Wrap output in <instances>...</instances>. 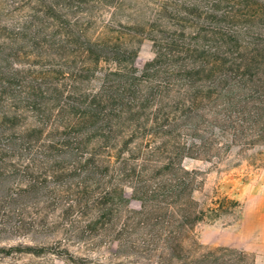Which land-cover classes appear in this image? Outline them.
I'll return each instance as SVG.
<instances>
[{
	"label": "trees",
	"instance_id": "trees-1",
	"mask_svg": "<svg viewBox=\"0 0 264 264\" xmlns=\"http://www.w3.org/2000/svg\"><path fill=\"white\" fill-rule=\"evenodd\" d=\"M154 4L146 27L118 22L121 30L114 29L113 21L95 35L90 30L101 14L111 8L116 15L123 0H15L28 10L15 20V57H50L56 50L73 57L60 59L58 67L35 63L27 69L0 60V74L7 73L0 77L6 107L0 121L1 198L15 201L16 232L41 228L39 203L64 205L69 199L67 215L91 200L104 218L121 201L134 200L138 217H129L124 228L143 237L123 245L151 252L161 243L175 254L181 244L171 233L206 215L196 209L195 171L183 160L217 154L215 137H226V122H232L229 140L248 128L264 137V0ZM139 35L154 49L140 66L132 45ZM7 50L13 48L0 43V56H9ZM100 61L113 67L99 68ZM145 135L161 136V144H136ZM9 157L15 163L5 165ZM215 204L207 209L213 219L230 214L235 202ZM166 228L172 232L164 234Z\"/></svg>",
	"mask_w": 264,
	"mask_h": 264
},
{
	"label": "rangeland",
	"instance_id": "rangeland-1",
	"mask_svg": "<svg viewBox=\"0 0 264 264\" xmlns=\"http://www.w3.org/2000/svg\"><path fill=\"white\" fill-rule=\"evenodd\" d=\"M123 1L125 7L117 11L116 15L111 8L101 14L90 33L101 34L107 24L113 21L114 29H120L118 22L126 26L137 21L146 27L157 0ZM27 12L26 8L15 6V0H0V43L13 48L6 51L9 56L3 54L0 60H8L14 67L27 69L30 68L29 64L35 63H49L52 67H58L60 59L73 58L68 56L69 52L64 54L62 50H52L57 54L50 57H39L35 53L29 57H15V44L10 43L12 35H15V20ZM123 32H127V29ZM143 37L136 36L132 44L137 52L135 64L139 66L154 57L152 43ZM75 59L81 61L79 57ZM197 59L200 57H189V61ZM107 66L113 67V64L99 62V68ZM6 76L7 73L0 74L4 79ZM173 89L180 90L179 87ZM5 91L9 94L8 90ZM2 100L0 121L2 112L6 111V107L1 106L5 101L4 96ZM231 125L232 122L225 124L226 129H229L226 137H215L217 154L212 152L183 160L186 169L195 171L192 197L197 203L196 209L206 215L182 231L176 230V234L171 233V228L165 229L164 234L171 233L179 237L181 247L175 254L162 248L161 243L159 248L151 252L146 248H139L135 252L123 245L128 239L139 241L143 237L140 232L129 236V231L125 229L129 217L137 218L140 211L138 202L134 200L121 201L118 211L112 217L104 218L99 216L91 200H83L79 206L71 207L67 215L62 213L67 209L65 203L69 199L63 201L65 206L60 203H39L36 211L39 213L37 219L40 220L36 219V222L41 228L29 233L16 232L15 201L1 198L5 191L2 183L0 264H229V261H235L233 264H264V137H257L254 128H248L245 134L239 133L236 138L229 140L227 136L231 135ZM185 133L184 130L180 131V141L184 139ZM140 140L135 142L142 146L146 143L160 145L162 141L161 136L154 139L149 135ZM3 161L9 165L15 163V158L9 157ZM123 189L129 190L127 187ZM220 199H229L235 204L230 214L213 219L207 214V209L215 207V202ZM117 232L124 233L118 238ZM27 246L35 250L27 249ZM231 249L234 251L230 252ZM243 258L242 263H236L237 259L241 261Z\"/></svg>",
	"mask_w": 264,
	"mask_h": 264
}]
</instances>
